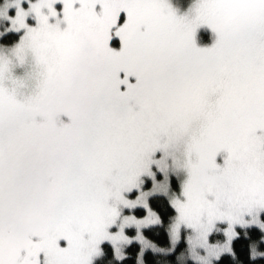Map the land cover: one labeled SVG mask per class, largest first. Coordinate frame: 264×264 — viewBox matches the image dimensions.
I'll list each match as a JSON object with an SVG mask.
<instances>
[{
    "label": "snow or ice",
    "instance_id": "6c2138e0",
    "mask_svg": "<svg viewBox=\"0 0 264 264\" xmlns=\"http://www.w3.org/2000/svg\"><path fill=\"white\" fill-rule=\"evenodd\" d=\"M17 9L11 25L25 35L14 55L31 54L35 88L18 98L22 80L0 63V264H91L106 240L119 256L125 226L157 222L151 212L123 217L110 233L120 206L147 207L144 193H123L164 165L153 154L181 146L176 227L193 229L210 256L230 252L234 226L264 210V0H198L190 19L167 0H35L28 11L17 0ZM200 25L217 34L213 47H196ZM62 114L70 123L58 125ZM217 221L228 224L222 247L207 240Z\"/></svg>",
    "mask_w": 264,
    "mask_h": 264
},
{
    "label": "rangeland",
    "instance_id": "374dc122",
    "mask_svg": "<svg viewBox=\"0 0 264 264\" xmlns=\"http://www.w3.org/2000/svg\"><path fill=\"white\" fill-rule=\"evenodd\" d=\"M168 4L172 7V9L176 12L177 16L191 18L194 13V6L197 3V0H190L187 5H182L175 0H167ZM30 3H35V0H19V8L25 11L29 10ZM55 9L58 13L61 12L63 5L61 3H57L54 5ZM7 9V20L0 21V40L4 36L9 35H18V41L10 46L4 45L0 42V51H4L6 56H10L11 52H14L16 47L20 44L22 37L25 35V30L16 31L12 28L11 20L15 18L17 13V0H0V9ZM46 11V10H45ZM122 20L124 18V14H121ZM26 23L30 27L36 26V20L33 15H29L26 17ZM50 23H55V18H50ZM61 29L66 27L65 24L60 25ZM218 36L215 32L208 25H200L194 35V41L197 48L200 49H207L214 46L215 42L217 41ZM110 47L114 50H120V42L118 38L113 37V40L110 41ZM11 62V79L12 80H24L26 82V86L23 89H20L18 92V98L23 99L28 95L32 94L35 88V78H34V64L30 57H26L24 62L21 63L17 60L14 56L9 57ZM123 77V73L120 74ZM130 82L135 83V78L130 77ZM8 87H12L11 80L6 81ZM122 86V90H123ZM41 120L40 117H37V121ZM58 125L61 123H70L69 118L64 116L63 114L60 116L59 121L57 122ZM260 135L261 133L258 131L257 133ZM163 143V140L161 141ZM168 155L165 157L163 151H157L153 154V160H164V165L158 166L157 164L153 163L150 165V171L152 173L149 176L147 173L142 174L138 180L137 184L138 187L134 188L129 193H123L126 199L131 201H135L141 193H144V201L147 204L145 207L143 204H138L135 207L129 209L124 208L123 206L119 207L121 216L118 219L117 223L111 226L108 231L112 234H115L120 230V223L122 222L123 217H134L136 220H143L148 216V213L151 212L157 218L156 223H150L141 225L137 227L136 224H131L129 226L124 227V235L128 238L127 243L119 244V256L117 255L116 247L110 241H104L99 246L100 252L99 255L93 256L91 260V264H95L97 260H99L104 253V245H110L114 249L115 258L117 261H122L124 258L128 256L127 249L132 246L133 244H138L142 247L140 252L139 261L140 264H143L144 255L147 252H153L156 254H163L165 256H170L176 254L175 259L168 260L167 264H217L220 258L224 255H229L232 252V247L234 241L241 235V233L248 231L250 228H259L264 232V229L260 227V224H264V210H259L257 213H254L256 220L258 223H253L252 216H245L246 224L244 226L235 225L234 231L237 235L232 239L230 248V252H223L220 254L219 258L217 259L214 256L208 255L205 249H203L197 242H196V232L188 228L187 226L180 224L179 228L177 229L178 223V213L176 212V217L168 225V232L171 237V246L169 248H162L157 243L150 241L146 235L145 231L149 228L159 227L162 224L160 215L151 209L150 202L155 197H165L169 201L172 206L173 199H180L183 200L184 197L182 195L183 191V184L188 178L187 171L180 166L178 161L180 162L183 159L182 156V146L178 149H168ZM227 158V153L225 151H221L218 153L216 157V163L220 166H224V160ZM161 167L164 168V171H161ZM163 185L166 187V191H158L154 190L156 186ZM111 203V201L109 202ZM173 207V206H172ZM174 208V207H173ZM175 209V208H174ZM141 211V212H139ZM176 211V210H175ZM228 227L226 221H217L215 223L214 228L208 234L207 240L209 245H214L218 247H222L227 243V237L225 236V231ZM184 243L185 246L181 247ZM61 247L66 246L65 241H60ZM257 249V247H256ZM255 249V250H256ZM255 255L263 256L264 251L262 252H255Z\"/></svg>",
    "mask_w": 264,
    "mask_h": 264
},
{
    "label": "trees",
    "instance_id": "16d2710c",
    "mask_svg": "<svg viewBox=\"0 0 264 264\" xmlns=\"http://www.w3.org/2000/svg\"><path fill=\"white\" fill-rule=\"evenodd\" d=\"M189 1L175 0V2L182 5H187ZM18 38V35L13 34L2 37L0 42L10 46L15 44ZM150 205L151 209L160 215L162 224L159 227L149 228L145 231V235L150 241L157 243L160 247L169 248L172 243L167 227L175 219L176 211L167 198L162 196L152 199ZM183 246H185L184 243L181 247ZM141 250L142 247L140 245L133 244L126 251L128 256L122 261H117L113 247L104 245L103 256L95 264H140L139 256ZM254 251L256 253L264 251V232L255 227L241 233L233 243L231 254L222 256L217 264H264V257L255 255ZM175 256L176 254L165 256L147 252L143 258V264H167L168 260L175 259Z\"/></svg>",
    "mask_w": 264,
    "mask_h": 264
},
{
    "label": "clouds",
    "instance_id": "9594fccd",
    "mask_svg": "<svg viewBox=\"0 0 264 264\" xmlns=\"http://www.w3.org/2000/svg\"><path fill=\"white\" fill-rule=\"evenodd\" d=\"M197 2H198V0H197ZM7 19H8V17H7V9L6 8L5 9H0V21L7 20ZM10 56H14L16 58V56L14 55V52H11ZM10 56H6L4 54V51H0V63L9 62L10 61V59H9ZM27 57L31 58V54L28 53ZM35 71H36V69H35V66H34V73H33L34 77H35ZM25 86H26V82L24 80H22V82L20 84L15 85L17 91H19L20 89H23ZM178 163H179V161H178Z\"/></svg>",
    "mask_w": 264,
    "mask_h": 264
}]
</instances>
